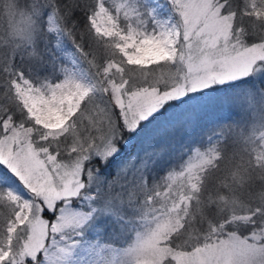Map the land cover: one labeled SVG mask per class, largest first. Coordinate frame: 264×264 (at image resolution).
I'll return each mask as SVG.
<instances>
[{
  "label": "snow or ice",
  "instance_id": "6c2138e0",
  "mask_svg": "<svg viewBox=\"0 0 264 264\" xmlns=\"http://www.w3.org/2000/svg\"><path fill=\"white\" fill-rule=\"evenodd\" d=\"M0 264H264V0H0Z\"/></svg>",
  "mask_w": 264,
  "mask_h": 264
}]
</instances>
